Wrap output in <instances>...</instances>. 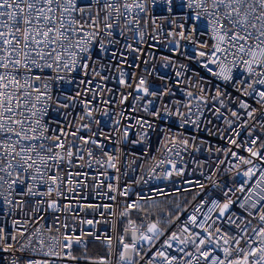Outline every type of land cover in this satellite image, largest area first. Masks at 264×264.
Instances as JSON below:
<instances>
[{"label":"snow or ice","instance_id":"6c2138e0","mask_svg":"<svg viewBox=\"0 0 264 264\" xmlns=\"http://www.w3.org/2000/svg\"><path fill=\"white\" fill-rule=\"evenodd\" d=\"M161 22L179 29L167 31V36H178L193 44V55H188L187 50L178 53L180 45L176 41L171 49L173 54L196 61L207 75L181 64L174 73L176 79L171 80L166 73L161 74L154 68L148 75L155 73L159 81L156 84L143 75L137 77L134 72L125 71V66L140 67L129 63L128 53H137L136 59H139L144 51L129 43L121 44L120 38L132 32L135 43L144 45L146 36L157 39L156 34L162 30ZM150 28L152 32L148 31ZM198 30L199 35L209 36V41L195 40ZM159 59L162 69L177 64L171 56ZM113 71L118 74L119 87L107 91L118 93L119 105L131 100V113L143 111L154 118L150 121L142 116H125L122 108L117 115L130 122L121 132L120 120L115 121L113 132H120L116 139L112 133L92 132V124L101 123L94 113L109 116L107 106L116 103L98 99L105 91L102 82L109 81L111 77L107 73ZM54 85L71 87H62L54 98ZM180 85L185 87L181 89ZM177 91L186 99H177ZM89 94L91 98L87 99ZM101 103L105 105L103 110L94 106ZM77 106L82 107V112L72 116L67 110ZM50 111L61 119L51 117ZM213 118L226 128L217 127ZM85 119L89 123H82ZM156 121L162 123L157 125ZM172 124L177 129L191 127L192 132L186 137L184 133L174 132ZM73 128L75 130H70ZM158 128L161 149L179 157L180 162L183 152H200L207 143L198 137L200 132L218 136L237 149L243 148L247 155L208 144L205 150L209 160L216 152L226 158L230 154L236 161L230 162L226 169L235 172L232 178L235 187L213 181L212 187L222 188L225 200H201L183 220L181 215L187 208L179 203L175 205V213L170 211L165 218L146 226H135L129 220L133 227L126 228L125 234L131 231V242H125V235L117 238V264H139L137 257L144 259L147 255H142L145 244L149 250L156 248L146 264H264V0H0V218L6 220L17 210L25 217L12 219L15 234L6 232L0 224V252L7 253L19 244L17 251L47 258L23 262L13 258L10 264H55L56 260L80 259L89 264H111L113 237L85 233L106 243L108 253L90 257L85 250L84 255L76 256L73 245L84 242L74 228L69 229L66 222L59 226L54 223L49 228L40 221L47 211L72 212L73 196L66 193L79 196L81 189L88 187L89 173L73 172L72 168L91 169L94 162L120 173L123 163L124 175H127L126 170L142 155H147L151 136ZM135 129L138 131H133ZM82 131L89 134L80 135ZM242 132L246 133L244 139H240ZM103 140L114 147L106 151ZM145 144L147 147L142 148L140 154L130 152L127 147ZM82 145L100 149L104 158H98L92 148ZM129 155L135 159L129 160ZM197 163L203 167L204 162ZM224 163L225 160L215 161L217 171ZM161 165L167 167L157 173ZM149 172L150 179H171L174 175L184 176L185 167H178L177 161L169 157L159 160ZM100 175L107 179L106 172ZM212 175L207 179L211 180ZM113 179L118 180L119 176ZM99 183L103 185V181ZM183 183L200 189L205 187L199 181ZM41 186L46 190H41ZM106 187L109 193L118 191L114 184ZM129 191L126 187L120 194L127 196ZM156 191L159 195L168 194L159 188ZM176 191L191 192L192 188ZM199 195L201 193H196L192 199ZM105 196L116 200L114 195L105 193ZM61 197L69 203L61 205ZM145 199L154 198L138 195L137 201L127 204L120 215L127 217L131 209L145 210L139 203ZM234 204L242 210L240 213L233 210ZM81 207L109 210L112 206ZM55 220L59 221V216ZM176 221L180 224L175 231L168 232L161 226L170 227ZM80 222L95 227L91 219ZM221 223L228 228L220 227ZM232 227L236 229L234 233ZM52 228L60 235L46 239L45 232L50 233ZM61 228L65 231L61 232ZM18 236L26 242L18 240ZM161 237L164 239L157 248L156 242Z\"/></svg>","mask_w":264,"mask_h":264},{"label":"built area","instance_id":"2783aa9c","mask_svg":"<svg viewBox=\"0 0 264 264\" xmlns=\"http://www.w3.org/2000/svg\"><path fill=\"white\" fill-rule=\"evenodd\" d=\"M187 11V10H186ZM177 23H180V20H177ZM162 30L159 31L157 35L156 40H152L146 36L147 43L144 45H137L134 40V34L132 32H127L125 37H121V44L123 43H129L132 44L133 47H142L144 54L140 55L139 59H136L137 53H128V61L129 63H135L139 64V68H130L125 66V71L128 73H135L137 77L143 75L145 76L150 83H156L158 84L159 81L155 79V73L153 75H148V73H152L153 69L155 68L157 72H160L161 74H167L171 80H175L176 77L174 75L175 71L179 70V65H187V67L195 72L200 73L201 75H207L205 70L203 68H200L197 66L196 61L187 59L184 55L179 54H173L171 49L174 47V43L176 41L179 42V52H183L185 50L188 51V55H193L192 48L193 44L188 40H180L178 36H167L165 33L169 30L171 31H179V29L176 28H170V26L165 23L161 22ZM149 32H152L153 29H149ZM195 40H204L209 41V36L199 35V30L197 34L194 36ZM169 41H172L173 43H169ZM149 45H155V47H150ZM203 50V49H201ZM161 56H171L175 61H177V64L174 66H170L166 69L161 68L162 61L159 59ZM199 59V58H197ZM147 60L148 63H143V61ZM191 73H189L190 75ZM111 77L109 81L102 82L105 84V91L104 93L98 97L99 100H115L116 103L112 105H108V111L109 116H102L99 112H95L94 116L95 119H98L101 121L99 125L92 124V132H104V133H112L113 139H116L119 137L120 132H113V128L116 127L115 121L120 120L119 129L122 132L124 125L129 123L130 121L125 118H121L117 115L121 111V109H125V116L131 115L134 117L142 116L150 121L154 120L153 117L147 116V114L143 111H138L136 113L130 112V106L133 103V101L129 100V102L126 105H119V95L116 92H109L107 89L111 88L113 90L117 89L119 86L116 84V77L117 73L114 71L111 73H107ZM187 78V77H185ZM98 79V78H97ZM63 88H68L71 86H53V97L55 98L57 95L60 94L61 90ZM181 89L185 87V85L179 86ZM120 91H132L131 89H120ZM175 91V89H174ZM235 94V93H234ZM87 99L91 98V94H89ZM177 99H182L180 92L177 91L176 95ZM168 98L165 97V100ZM186 99V98H183ZM98 106L103 110L105 105L102 103ZM53 107H55V104H53ZM139 107V105H138ZM61 112L65 111L64 109L60 110ZM67 111H70L72 113V116H78L82 112V107L77 106L75 109H68ZM50 116L55 119H61V117L55 113L50 111ZM72 116L69 117V119H72ZM231 119V117L229 116ZM214 123L217 125V127L221 129H225L226 125H224L221 121L216 120L213 118ZM134 123V120L131 121ZM67 123V121H65ZM82 123H89L87 119L82 121ZM157 125H160L162 122L156 121ZM55 127V125H53ZM172 130L174 132L179 131L181 133H184L187 137L188 133L192 132L191 127H187L185 129H177L175 124L171 125ZM211 127V125H209ZM70 130H75L70 129ZM133 131H138V129H135ZM89 133L87 131H82L80 135H88ZM227 134V133H226ZM199 138H202L207 143L204 145V147L201 148L200 152H194L189 150L188 152H183L181 155L183 156V161L180 162L179 157L171 156V154L164 152L161 147L159 141L161 140L159 128L156 133L152 134L151 136V148L148 150L147 155H142L141 158L137 159L136 164L131 165L126 171L127 175H124L125 169L123 166V163H121L120 168L121 172L117 173L113 169H105L100 167L99 165H96L93 162V168H72L71 171L78 172V171H86L89 173V176L87 178L88 187L86 189H81L80 195L75 196L74 194L66 193L68 196H73L72 203H73V210L70 213H66L64 211H61L59 213H52L51 211H47L43 213L44 220L40 221V224H44L46 227L51 228L52 225L55 223L57 226L67 223L69 225V229L74 228L75 234L77 236H81L83 238V242L80 245H73V254L76 256H82L85 253V250L87 251L88 255V247L90 244H99L103 247L104 253L90 256V257H99V256H106L108 253L107 245L102 240L95 239L93 235H85V233L92 232L95 233L97 236H111L113 237V252L112 255L109 257L111 260V264H117L118 259V252H119V245L117 243V238L120 235H125V242L130 243L131 242V231H129L127 234H125V229L131 230L133 227V224H129L128 221L131 220L134 222L135 226H141L145 225L149 222H154L157 219H162L166 217L165 212H157L154 213L153 216H149L148 213L145 210H136L131 209L129 210V215L127 217H122L120 213L125 209V206L127 204H132L133 202L137 201V197L144 196V197H152L154 199L152 200H140L139 203L143 206V209L146 208V205H149L152 202L160 201V200H170L172 198L176 199H183L185 200L184 206L187 208V211L183 212L181 215V220H183L185 217H187L193 210V208L201 201V200H220L224 201L225 197L222 191V188H213L212 184L213 181L218 182L221 184V186L225 184H229L230 186L235 187L234 184H232V178L235 176V172H228L226 169L230 167V162L235 163L236 161L232 160L230 154L226 158L223 153H216L213 152L211 155V160H209V153L205 150L208 146V144L212 145L213 148L219 147L221 149L226 148H232L234 151H237L240 155H247L246 152H244L243 148L237 149L233 145L227 144L225 140H221L218 138V136H208L204 132H200L197 134ZM130 138H135L134 136H131ZM246 138V133L242 132L240 139ZM102 139V138H101ZM103 143L107 146L105 148L106 151H110L114 146L108 141L103 140ZM197 143H199V139L197 140ZM123 146V145H122ZM82 147L85 148H92L94 154L98 158H104L102 156V153L100 152V149L95 148L93 145H82ZM131 151L136 152L137 154L141 153V149L147 147V145H140V146H127ZM176 160L178 163V167H185V174L184 176H173L171 179H150V172L149 169L153 167L156 163L159 162L161 159L169 158ZM154 158V159H153ZM135 159L132 155H129V160ZM216 160H225L224 164L219 165V170L217 171V165L215 164ZM197 162H204L203 167H200ZM167 166L161 165L160 168L156 169L157 173H160L165 170ZM132 169H135L133 171ZM107 173V179L105 176L100 175L101 173ZM203 173V175H201ZM212 173H215V175H212ZM209 175H212V179L209 180L207 177ZM119 176V179H113L114 177ZM186 180H193V181H199L205 185L203 189H200L198 187H194L193 185H189L186 183H183V181ZM99 181H103V185L99 183ZM144 181H147L145 183ZM108 184H114L117 186L118 191L115 192H108L106 185ZM93 185H96L95 188H93ZM129 188L130 191L127 196L121 195L120 192L123 191L124 188ZM162 189L164 192L168 193L167 195H159L156 191V189ZM184 189V188H192L191 192H184L180 191L177 192V189ZM41 190H46L43 186H41ZM105 193L108 195H114L116 196V200H110L107 199L105 196ZM196 193H201V195L196 196V199L193 200L192 197L196 195ZM99 194V195H97ZM237 195H241L240 193H237ZM80 197H86V199H81ZM53 197H47L46 199H51ZM38 199V198H34ZM34 202V201H33ZM61 205H66L69 203V200L64 199L63 197L59 200ZM111 205L112 207L109 210H105L104 208H92V207H81V205ZM27 210V209H26ZM233 210L237 213H240L242 210L239 209L235 204L233 205ZM7 211V210H6ZM114 213V214H113ZM59 216V221L55 220V217ZM73 216H77V219H73ZM25 219L24 214L17 212L14 214V216H9L6 220L3 218H0V224H3L5 227L6 232H13L12 229V219ZM91 219L94 221L95 227H91L87 224H82L81 220H88ZM255 223V221H253ZM180 224V221H176L173 225L170 227L166 224H162L161 226L166 228L168 232L177 230V226ZM30 230L32 228V225L29 226ZM220 227L227 229L228 226L224 223L220 224ZM142 230V229H140ZM65 231L63 228H61V232ZM231 231L234 233L236 231L235 227H232ZM13 234H15L13 232ZM45 238L47 239L48 236H59L60 233L56 231L55 228H52V231L50 233L45 232ZM18 240L23 241V238L17 237ZM164 237H161L160 241L156 242V247L158 248L160 243L163 241ZM16 248H19V244H16V247L11 249L7 253L0 252V264H10V261L13 258H19L22 262L26 259H47L46 257H42L39 254H35L32 252H20L17 251ZM156 251V248H152L149 250V247L147 244L143 247L142 255L145 253L147 255L144 256V259L139 260V264H146V260L148 256L152 255ZM175 254V253H173ZM89 256V255H88ZM55 264H89L88 261L80 259L76 261L71 260H56Z\"/></svg>","mask_w":264,"mask_h":264},{"label":"trees","instance_id":"16d2710c","mask_svg":"<svg viewBox=\"0 0 264 264\" xmlns=\"http://www.w3.org/2000/svg\"><path fill=\"white\" fill-rule=\"evenodd\" d=\"M179 203L182 207L184 206L185 200L183 201V199L179 198H172L170 200H160V201H156V202H152L149 205H146V212L148 213V215L151 217L153 216L154 213L157 212H176L175 209V205ZM154 204L158 205V207L153 206ZM105 251L103 249V247L99 244H90L88 247V255L89 256H95V255H99V254H103Z\"/></svg>","mask_w":264,"mask_h":264},{"label":"rangeland","instance_id":"374dc122","mask_svg":"<svg viewBox=\"0 0 264 264\" xmlns=\"http://www.w3.org/2000/svg\"><path fill=\"white\" fill-rule=\"evenodd\" d=\"M149 223H151V222H149ZM148 224V223H147ZM147 224H145L144 226H146Z\"/></svg>","mask_w":264,"mask_h":264}]
</instances>
